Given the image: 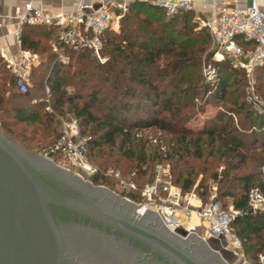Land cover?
I'll use <instances>...</instances> for the list:
<instances>
[{"label": "trees", "instance_id": "trees-1", "mask_svg": "<svg viewBox=\"0 0 264 264\" xmlns=\"http://www.w3.org/2000/svg\"><path fill=\"white\" fill-rule=\"evenodd\" d=\"M195 17L193 11L167 16L158 5L133 0L119 30L108 29L103 36L104 63L91 49L68 46L64 53L69 60L62 62L51 45L56 27L25 24L22 47L40 60L32 69L31 87L23 93L0 56V120L8 135L9 127L40 122L43 114V121H50L51 114L43 112L48 86L55 109L75 116L82 135L88 130L91 138L85 150L90 157L101 145L112 146L117 137L122 138L121 150L135 159L133 170L140 187L151 181L156 164L169 162L173 181L182 192L195 188L208 202V186L201 181L195 187L199 170L193 166L178 169L190 157L206 161L202 172H211L218 199L225 207L232 204L246 212L231 223V232L240 238L248 262L262 264L264 210L253 213L248 194L254 186L264 193V115L256 114L248 103L246 74L234 66L232 58L214 62L220 72L215 87L205 82L202 62L211 36L207 28H199ZM239 42L250 46L243 38ZM256 77L264 100V65L257 69ZM198 98L203 103H197ZM208 104L218 106L216 113L201 129L190 128L187 122ZM145 129L169 135L167 150L160 147L147 153L148 142L136 135ZM137 146H141L140 155ZM208 160L210 165L215 163L213 170ZM85 178L95 185L111 186V180L100 173ZM122 195L136 203L145 200L139 191Z\"/></svg>", "mask_w": 264, "mask_h": 264}, {"label": "water", "instance_id": "water-1", "mask_svg": "<svg viewBox=\"0 0 264 264\" xmlns=\"http://www.w3.org/2000/svg\"><path fill=\"white\" fill-rule=\"evenodd\" d=\"M10 139L0 125V264H231L214 238Z\"/></svg>", "mask_w": 264, "mask_h": 264}, {"label": "built area", "instance_id": "built-area-1", "mask_svg": "<svg viewBox=\"0 0 264 264\" xmlns=\"http://www.w3.org/2000/svg\"><path fill=\"white\" fill-rule=\"evenodd\" d=\"M202 0H150L149 2L161 7L167 16L177 13L193 11L199 28H207L211 36L214 57L212 61L205 62L203 77L207 84L215 87L220 78V72L215 61L230 57L234 66L244 70L248 77L247 101L256 114L264 115V101L256 91V71L264 65V8L258 5V0H248L246 7L230 5L222 0L219 5L214 4L210 15L202 16L198 12V3ZM216 1H214L215 3ZM130 0H107L100 7L95 8L86 0H80L74 11H61L49 13L36 8L32 0H28L24 9L18 13V28L14 33L17 44L20 46V60L8 57L0 48V56L15 76V85L20 92H27L31 87V72L38 63L39 56L31 50L22 47V28L25 24L47 25L56 27L51 39V45L62 62L69 57L64 53L66 46L74 49H91L99 60L104 63L102 56L103 36L108 29L119 30L121 18L128 10ZM2 26V23H0ZM239 38L250 44L244 47ZM49 93L50 89L46 87ZM88 139L81 135L77 118L65 123V128L59 138L45 156L60 154V165L76 167V174L83 177L80 172L88 176L100 172V168L93 165L86 153L85 145ZM68 169V168H66ZM80 170V171H79ZM264 174V166L262 168ZM105 176L116 178L119 189L140 190L147 198L144 205L147 209L158 212L166 226L174 233L186 237L179 229H186L188 234L197 233L205 241L211 238L222 241L229 235L235 252L248 263L242 250V242L238 236L231 233V223L240 215L246 213L241 209L225 207L218 199V186L215 182L208 202H203L196 192L184 195L172 177L170 163H158L151 181L140 188L134 180H124L121 172L111 168L103 171ZM135 173H133L134 175ZM249 208L253 213L264 210V193L258 186L250 189L248 194ZM200 218L205 226V232L200 233L196 225L187 223L193 214ZM259 262L264 264V255H259Z\"/></svg>", "mask_w": 264, "mask_h": 264}, {"label": "rangeland", "instance_id": "rangeland-1", "mask_svg": "<svg viewBox=\"0 0 264 264\" xmlns=\"http://www.w3.org/2000/svg\"><path fill=\"white\" fill-rule=\"evenodd\" d=\"M132 1L133 0H130V3ZM208 53H210L211 57L207 56ZM213 57H214V50L212 49V43H211V45L209 46L208 51L205 53V56H204V59H203V62H202V74H203V66H204L205 62L212 61ZM39 60H40V56H39ZM6 68L9 69L7 67V65H6ZM246 79H247V86H246V99H247L248 86H249L247 75H246ZM260 83L261 82L256 77V86L255 87H256V91H257L258 95H259L258 90H259ZM31 85H32V83H31ZM45 101H46V105L43 108V112L51 114L50 121H43V119L45 118L44 114H43L42 115L43 118H42V120L40 122L18 123V124H15L14 126H11L13 128L9 127L10 128L9 129L10 132H9V135H8L6 133V131L3 129L2 121L0 120V125L2 127V130L4 131V133L10 139L19 142L21 145H23L28 150H30L32 152H35V153H39V154H41L43 156H45V153L51 148V146L57 140L56 138L58 137V135L59 136L61 135V133L63 132V130L65 128V123L68 122V121H71V119H73V118H76L72 114L65 115V114H62L60 111L56 110L54 105L52 104V101H51V98H50V92L48 93L47 90H46V94H45ZM197 103H203L201 98L197 99ZM217 109H218L217 105L208 104L205 107V110L197 112L187 122V125L190 128L194 129V130L201 129L204 126V123H205L206 119L211 117V116H213L216 113ZM10 119H11V117H10ZM78 123H79V121H78ZM79 126H80V123H79ZM80 130H81V126H80ZM88 134L89 133H88V130H87V133L85 135H82V134L81 135L83 137H86L89 140L91 137ZM136 135H137V137L143 138L145 141L148 142V144L146 146V151H147V153H150V155L153 153L155 148H160L161 147V149L167 150L168 145L170 144V140H171V137L169 135H166L163 131L155 130V129L140 130V131H138L136 133ZM121 142H122V138L121 137H117L115 145H112L113 147L110 146V145L104 144V145H101L100 148L96 149V153H95L96 155H93L92 157H90L88 154L87 155H88L91 163L93 165L98 166L101 169L99 173L102 174L104 177H107L108 179L111 180V183H110L111 186L108 185V187H107L106 185H102V184H100V186H104L107 189L112 190L113 192L123 196L122 192L127 193V192H129L131 190H129V189L125 190V189H122V188L119 189V187L116 184V181H117L116 178L110 177V176L108 177V176H105L103 174V171H105L106 169L111 168L113 170L120 171L124 180H131L132 179V180H134V181H136L138 183V181L135 179L136 171H135V169L133 170V166L135 164V159L129 158V157H127V155H125L123 153V150H121ZM136 154L137 155L141 154V146H137L136 147ZM48 158L53 160L56 164L62 165L60 163V159H61V155L60 154H54V155H51V156L49 155ZM207 162H209L208 163V166H209L211 161L208 160ZM163 163H166V162H163ZM206 165H207L206 161L199 160V159L194 158V157H190L185 162L184 161L180 162L178 164V169L179 170L180 169H186L187 167L190 168V167L193 166V167H195L196 170H199L198 176H197V179H196V183H195V187L197 185H199L201 181L204 182L209 188L208 191H209V198H210L211 193L213 191V186L215 184V179L213 177H210L211 172H208L207 175L204 172H202V168L205 167ZM212 165L215 166V163L212 162ZM212 165H210V166H212ZM213 166L211 167L212 170L214 168ZM66 168H68V169L71 168L73 171H76V172L78 171L77 169H75L76 167L72 168V166H70V165H67ZM155 170H156V167H155ZM80 172L83 174V178L84 179L92 182L89 178H85V176L90 177V176L87 175V173L82 172V171H80ZM133 173H135V174L133 175ZM154 174H155V171H154ZM147 178L145 179V181L147 180ZM263 179H264V174H263ZM144 185H143V187H144ZM139 187H140V185H139ZM140 188H142V187H140ZM134 191H136V190H134ZM138 191L141 193L140 190H138ZM192 192H196L198 194V192H197V190H195V188L191 192L186 193V194L183 193V194L186 196V195H188V194H190ZM123 197H125V198L129 199L130 201L134 202L132 199H130L127 196H123ZM144 199L145 200L142 203H136V202H134V203H136V204H145L147 202V198L144 197ZM202 201H203V199H202ZM231 205L232 204H229L228 207L231 208ZM198 225H203L202 221L201 222L199 221ZM232 234H234V233H232ZM230 239H231V237L229 235H227L226 236V242H225V245H226L225 248H226V250L228 252L226 254H225L224 249L222 247L218 246V241L217 240L212 241V243H213L212 246L214 248L221 249L223 251V253L225 254L224 255L225 258H227V261H229L231 264H235L234 262L231 261V259L229 260V258L227 257V255H231L229 251H233L235 253L234 247H233ZM242 250H243V248H242ZM245 264H253V263L249 261L248 263H245Z\"/></svg>", "mask_w": 264, "mask_h": 264}, {"label": "crops", "instance_id": "crops-1", "mask_svg": "<svg viewBox=\"0 0 264 264\" xmlns=\"http://www.w3.org/2000/svg\"><path fill=\"white\" fill-rule=\"evenodd\" d=\"M28 0H0V48H2L8 57H15L20 60L19 55L20 46L17 44L14 33L18 28L17 15L24 9V5ZM93 4L95 8L100 7L107 0H86ZM150 1V0H146ZM214 1H216L214 3ZM222 0H202L198 3V12L202 16L210 15L213 9V5H219ZM33 5L36 8H41L49 13H58L61 11L71 12L77 8L80 0H32ZM230 5H236L238 7H246L250 4L248 0H226ZM258 5L264 8V0H258ZM198 220L200 219L197 217ZM201 222V220H199ZM196 228L200 233L205 232L204 225H198ZM226 237H223L222 241H218V246L222 247L225 254L226 250ZM235 251V250H234ZM231 255H227L229 260L235 264H245L243 259L235 252L229 251ZM232 256V257H231ZM231 257V258H230Z\"/></svg>", "mask_w": 264, "mask_h": 264}, {"label": "bare ground", "instance_id": "bare-ground-1", "mask_svg": "<svg viewBox=\"0 0 264 264\" xmlns=\"http://www.w3.org/2000/svg\"><path fill=\"white\" fill-rule=\"evenodd\" d=\"M146 210H147L146 207H141L138 214L144 215L146 213ZM197 222H198V218H197L196 214L194 213L192 216V219L189 221V223L187 225L193 226V225H196Z\"/></svg>", "mask_w": 264, "mask_h": 264}]
</instances>
